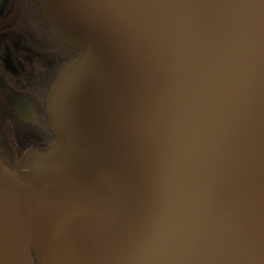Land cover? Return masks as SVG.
I'll use <instances>...</instances> for the list:
<instances>
[{"label": "water", "instance_id": "95a60500", "mask_svg": "<svg viewBox=\"0 0 264 264\" xmlns=\"http://www.w3.org/2000/svg\"><path fill=\"white\" fill-rule=\"evenodd\" d=\"M34 3L76 53L0 159V264H264V0Z\"/></svg>", "mask_w": 264, "mask_h": 264}, {"label": "flooded vegetation", "instance_id": "af4514ba", "mask_svg": "<svg viewBox=\"0 0 264 264\" xmlns=\"http://www.w3.org/2000/svg\"><path fill=\"white\" fill-rule=\"evenodd\" d=\"M75 53L49 34L34 0H0V159L8 166L55 142L46 100Z\"/></svg>", "mask_w": 264, "mask_h": 264}]
</instances>
